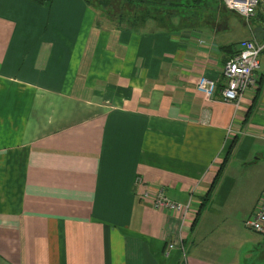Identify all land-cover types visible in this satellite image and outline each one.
<instances>
[{
  "label": "crops",
  "instance_id": "crops-1",
  "mask_svg": "<svg viewBox=\"0 0 264 264\" xmlns=\"http://www.w3.org/2000/svg\"><path fill=\"white\" fill-rule=\"evenodd\" d=\"M171 1L170 25L128 26L83 0H0V264H241L232 227L250 229L264 187V48L237 106L221 66L264 40L262 13ZM157 186L190 198L182 222L143 196Z\"/></svg>",
  "mask_w": 264,
  "mask_h": 264
},
{
  "label": "built area",
  "instance_id": "built-area-1",
  "mask_svg": "<svg viewBox=\"0 0 264 264\" xmlns=\"http://www.w3.org/2000/svg\"><path fill=\"white\" fill-rule=\"evenodd\" d=\"M222 5L247 20L257 7L260 8L264 21V0H220ZM264 48V40L256 42L253 39L244 38L238 41V48L222 64L221 73L225 77L224 84L220 88V96L223 101L231 102L237 106L244 91L255 83V69L257 68V55ZM195 88L209 97L215 89V80L204 75L195 79ZM138 182L139 177H135ZM149 197L150 204L155 208L177 211L180 222L189 211L190 198L185 202H177L168 198L161 187L152 191H143V196ZM244 224L250 229L264 234V187L256 199L252 210L245 218ZM175 244L168 241L164 252Z\"/></svg>",
  "mask_w": 264,
  "mask_h": 264
},
{
  "label": "trees",
  "instance_id": "trees-1",
  "mask_svg": "<svg viewBox=\"0 0 264 264\" xmlns=\"http://www.w3.org/2000/svg\"><path fill=\"white\" fill-rule=\"evenodd\" d=\"M40 2L42 0H33ZM87 4L106 11L114 5L118 12L116 17L110 19L116 23H125L133 26L142 23L147 17L152 18L158 25L168 26L171 24V17L177 3L171 0H83Z\"/></svg>",
  "mask_w": 264,
  "mask_h": 264
},
{
  "label": "rangeland",
  "instance_id": "rangeland-1",
  "mask_svg": "<svg viewBox=\"0 0 264 264\" xmlns=\"http://www.w3.org/2000/svg\"><path fill=\"white\" fill-rule=\"evenodd\" d=\"M97 11L104 15L116 17L118 9L112 5L106 11L97 7ZM233 236L237 235L238 239L233 238L230 241L232 251L239 254L241 264H264V234L246 228L242 220L237 219V224L232 227Z\"/></svg>",
  "mask_w": 264,
  "mask_h": 264
}]
</instances>
